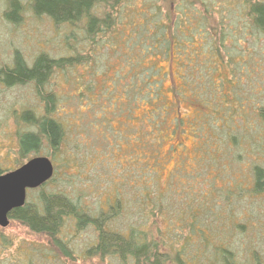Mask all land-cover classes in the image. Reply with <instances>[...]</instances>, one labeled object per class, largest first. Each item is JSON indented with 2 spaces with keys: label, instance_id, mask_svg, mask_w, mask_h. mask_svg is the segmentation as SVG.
Segmentation results:
<instances>
[{
  "label": "trees",
  "instance_id": "16d2710c",
  "mask_svg": "<svg viewBox=\"0 0 264 264\" xmlns=\"http://www.w3.org/2000/svg\"><path fill=\"white\" fill-rule=\"evenodd\" d=\"M236 1L244 7L247 27L250 26L255 32L264 31V1ZM132 3L133 0H6L3 19L10 24H18L21 14L28 9L34 16L46 17L56 25H82L83 40L90 46L108 36V44L104 48L113 54L116 61L122 63L118 68H113L111 87H101L95 92L93 85L87 81L83 88L78 89V98L82 99L85 95L93 100L90 105L93 108L97 105L108 107L110 113L125 118V125L135 120L137 126L134 136L114 133L109 149L117 151L123 140L130 146L134 142L139 152L133 157L131 165L122 167V180H125L114 183L111 189L115 205L112 206L109 200L108 208L112 211L110 214L101 210L91 214L66 195L39 191L37 204L26 202L23 207L12 210L8 219L21 224L31 234L46 237L65 258H70L71 251L59 238V234L65 222L72 220L77 231L90 227L96 233V243L86 254L99 257L100 260L109 258L119 264H186L185 256L195 247L194 239L197 237L202 240L200 248H204V257L211 251L213 256L218 257V261L213 264H236L228 247L210 243L211 236L206 232L208 229L202 225L195 226V223L200 214L205 213L202 212L205 210L202 203L219 193L214 187L218 180H228V187L240 186V183H236L239 176L235 177L233 171L235 162H251V192L254 195L264 193V159L262 157L255 160L253 156V147L258 150L257 144L263 146L259 139L254 140L249 135L252 125L248 123V114L244 112L247 107L239 106L240 110L236 112L238 105L234 102L243 78L250 77L255 71L250 68H226L233 63L229 61V54L223 55L221 52L222 15L220 20L209 22L208 10H203L200 14L187 7L180 9L179 5H166L169 10L172 9L171 13L163 12L159 6H153V3H143V9L134 8ZM152 9L157 11L149 13ZM217 18L219 15L215 16ZM195 39L202 40L201 50L188 48ZM92 52L93 50L90 51ZM89 55L88 50L85 58L77 54L54 59L42 53L28 65L21 53L14 51L10 65L0 67V87L11 89L30 85L42 105L41 114L28 110L21 112L16 118V125L24 126V129L16 130L15 134L16 154L20 161L37 156L43 146L56 152L64 143V124L55 117L59 100L51 91L50 83L56 73L64 76L69 71L78 69L74 67L89 63ZM160 59L179 63L182 85L171 87L173 101L164 94L162 85L169 74L168 71L162 72L156 65V61ZM95 76L97 73L90 74V78ZM225 89L228 92L224 94ZM182 104H188L197 114L196 121L190 125L198 143V171L190 177H196L197 181L200 177H206L211 189L205 193L206 197L202 194L199 198L198 194L202 205L196 206L198 212L192 211L193 222H184L185 228L189 230L188 234L177 236L176 241L167 243L164 239L169 231L157 230L161 238L164 235L165 238L155 241L148 239L150 234L146 228L157 225L158 215L163 218L160 222H172L169 218L166 220L171 209L167 202V191L156 193L154 182L165 139L172 140L185 132L180 117ZM137 111L140 116L135 119ZM173 114L176 117L173 118ZM252 119L255 126H260L264 133V108H257ZM241 134L247 136L242 138ZM105 140L109 141L107 138ZM172 150L174 151L173 148ZM7 171L9 170L0 168V175ZM178 176L181 174L176 175L174 180ZM122 191L132 194V200L142 218V223L136 228L128 227L127 233L108 226V222L120 214V205L124 203ZM151 219L153 222H150ZM158 243L164 249L167 248L168 252L161 250ZM252 259L251 264H264L257 256Z\"/></svg>",
  "mask_w": 264,
  "mask_h": 264
},
{
  "label": "rangeland",
  "instance_id": "374dc122",
  "mask_svg": "<svg viewBox=\"0 0 264 264\" xmlns=\"http://www.w3.org/2000/svg\"><path fill=\"white\" fill-rule=\"evenodd\" d=\"M143 3H153V6H159L163 12L172 10L166 5H179L180 9L187 7L188 10L192 9L200 14L203 10H208L209 22L220 20L222 15L220 48L223 55L229 54V61L233 63L226 68H250L255 71L250 77L243 78L234 102L238 105L236 112L240 110L239 106L247 107L244 112L248 114V123L252 125L249 135L254 140L259 139L263 146L257 144L258 150L254 146L253 156L255 160L262 157L264 159V133L260 126H255L252 119L257 108H264V31L255 32L250 26L247 27L244 7L236 0H133L132 5L136 9H143ZM5 10L6 0H0V67L10 65L14 51L20 52L28 65L42 53L54 59L77 54L85 58L88 50L90 54L89 63L74 67L78 69L69 71L64 76L59 73L53 75L50 88L59 100L55 117L64 124L65 139L58 151L52 152L43 146L37 156H33L47 158L53 166V176L42 188L28 192L27 204H37L39 191H44L66 195L91 214L100 210L110 214L112 211L108 208V203L111 201L110 204L115 205L111 189L114 183L121 182L122 167L131 165L133 157L139 152L134 142L130 146L122 140L117 151L109 149V143L114 140L113 134L117 132L134 136L137 124L134 120L125 125V118L110 113L106 106L97 105L93 108L90 106L93 100L85 95L82 99L78 98V89L83 88L87 81L93 85L95 92L101 87H111L113 68H118L122 63L116 61L113 54L104 48L108 44V36L90 46L83 40L80 24L75 27L56 25L48 18L36 17L26 9L21 14L20 22L13 25L3 19ZM152 10L149 13L157 11ZM218 15L219 18L215 19ZM206 43L210 44L209 41ZM201 45L202 40L195 39L188 48L201 50ZM202 60L205 61L204 57ZM156 65L162 72L168 71L169 75L162 86L167 99L173 101L171 87L182 85L179 63L175 60L168 62L160 59L156 61ZM92 73H97V76L90 78ZM227 92L225 89L223 93ZM28 110L35 114L42 113V105L32 86L11 89L0 87V168L8 169L7 172L15 170L19 163L23 165L33 158L20 161L16 154V130H22L24 126L16 125L15 121L21 112ZM134 116L137 119L139 112ZM172 117H176V114ZM180 117L185 132L172 140L165 139L160 150V165L156 168L157 176L154 182L156 193L167 191V202L170 203L171 209L166 220L169 218L172 222H160L163 218L158 215L157 225L146 228L150 234L148 239L159 241L166 237L164 240L168 243L176 241L177 236H186L189 230L185 228L184 222H193L192 211L198 212L196 206L204 204L205 210L202 212L205 213L200 214L195 226L202 225L208 229L206 232L211 236L210 243L227 246L236 264H251L253 256H257L264 263V193L254 195L251 192V162L245 160L233 164L235 177L239 176L236 182L240 183L239 188L228 187V180L220 179L214 186L219 193L213 194L214 198L210 197L201 204L198 194L199 198L202 194L206 197L205 193L211 188L206 177H200L198 181L196 177H190L198 171V143L190 125L196 121L197 114L188 104H182ZM245 135L241 134V137L244 138ZM178 174L181 176L174 180ZM124 180L125 178L122 181ZM129 194L121 192L124 203L120 205L119 216L108 222L111 229L127 233L128 227L136 228L142 223L140 211L135 207L132 194ZM162 229L169 231V235L161 238L157 230ZM59 238L71 251L70 258H65L61 252L54 249L46 237L31 234L21 224L9 221L6 228H0V264H119L109 258L100 260L99 257L87 256L86 252L96 243V233L90 227L77 231L74 222L67 220ZM201 243L202 240L195 237V247L185 256L186 264H213L218 261L212 251L207 252L206 257L203 256L205 251L200 248ZM196 247L201 250L197 251ZM161 250L168 252L162 245Z\"/></svg>",
  "mask_w": 264,
  "mask_h": 264
},
{
  "label": "water",
  "instance_id": "95a60500",
  "mask_svg": "<svg viewBox=\"0 0 264 264\" xmlns=\"http://www.w3.org/2000/svg\"><path fill=\"white\" fill-rule=\"evenodd\" d=\"M53 176L51 162L36 157L13 171L0 175V228L9 224L8 214L26 203V195L45 185Z\"/></svg>",
  "mask_w": 264,
  "mask_h": 264
},
{
  "label": "bare ground",
  "instance_id": "6f19581e",
  "mask_svg": "<svg viewBox=\"0 0 264 264\" xmlns=\"http://www.w3.org/2000/svg\"><path fill=\"white\" fill-rule=\"evenodd\" d=\"M53 167V166H52Z\"/></svg>",
  "mask_w": 264,
  "mask_h": 264
}]
</instances>
